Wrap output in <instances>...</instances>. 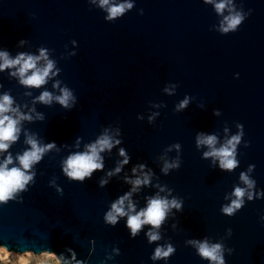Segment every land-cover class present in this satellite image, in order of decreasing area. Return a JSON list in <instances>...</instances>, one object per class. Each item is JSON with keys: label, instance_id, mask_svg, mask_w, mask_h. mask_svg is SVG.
Instances as JSON below:
<instances>
[{"label": "water", "instance_id": "1", "mask_svg": "<svg viewBox=\"0 0 264 264\" xmlns=\"http://www.w3.org/2000/svg\"><path fill=\"white\" fill-rule=\"evenodd\" d=\"M130 2L132 9L108 21L98 0H0V51L14 58L45 48L59 69L41 88L21 85L10 74L15 69L0 72V95L9 94L14 107L33 117L22 121L18 141L0 153V162L11 153L16 163L29 147L25 133L55 144L34 165L27 189L0 203V246L20 254L51 252L72 264H210L187 244L207 239L224 245L225 264H264V0H232L245 19L228 33L219 30L229 15L228 9L216 12L220 0ZM64 87L75 97L69 108L55 100L34 102L43 91L57 96ZM186 96L188 106L177 111ZM105 130L120 143L101 153L103 170L83 182L70 180L63 160ZM241 131L232 171L204 159L209 149L196 146L199 133L215 135L219 148ZM120 149L128 163L109 177L124 159ZM177 158L179 169L165 174V160ZM242 172L259 195L245 196L241 209L225 215L222 207L234 199V188L245 187ZM145 173L150 183L131 195L136 211L157 194L182 202L159 228L160 240L151 243V226L133 238L127 217L115 226L104 219L111 204L131 191L126 178ZM168 244L175 248L170 257L151 258Z\"/></svg>", "mask_w": 264, "mask_h": 264}, {"label": "clouds", "instance_id": "2", "mask_svg": "<svg viewBox=\"0 0 264 264\" xmlns=\"http://www.w3.org/2000/svg\"><path fill=\"white\" fill-rule=\"evenodd\" d=\"M92 3H96L97 0H91ZM206 3H213L214 0H205ZM99 7L106 10L108 21H112L117 17H121L126 11L133 8V3L130 0H124L122 3H112L111 0H98ZM232 5V0H220L219 3H215V9L218 14H223L226 9L229 11V15L224 16V19L220 25V31L222 33H228L230 31H236L238 26L241 25L245 16L242 12L236 11ZM24 42L21 41V44ZM75 44V41H73ZM75 55V53H72ZM41 61L43 63L41 64ZM5 69H15L10 74L13 77L19 79V83L27 88H41L48 80L57 75L59 69L56 68V62L49 59L48 50L41 48L39 55H32L28 53H20L14 58L10 57L7 51H0V72ZM54 88L59 87V81L54 85ZM174 88L175 86H171ZM165 92H170V88L166 87ZM55 100L64 108H69L70 104L75 103V97L70 89L67 87L60 89V95L54 96L48 91H43L34 102H40L43 104H51ZM190 102L189 97H185L177 106L176 110H182L188 106ZM13 98L5 93L0 95V153H7L8 149L18 141L22 131V121H31L33 117L30 114H26L20 111L18 106L14 107ZM218 114V113H216ZM38 119H42L41 114H37ZM150 120L152 117L149 118ZM238 128L242 126L237 125ZM242 131L233 135L230 139L220 146L216 147L217 137L215 135H205L199 133L196 137V146H206L209 150L203 153V158H212L213 163L218 160L221 170L232 171L238 166L239 161L236 159L237 145L242 138ZM120 141L114 139L113 136L105 133L100 135L95 142L85 145L84 151H76L67 156L62 162V171L65 176L70 180L83 182L85 179H90L94 172L97 170H103L104 160L101 153L111 151L112 148L119 144ZM25 144L29 147L25 149L21 154H17L14 158L11 153H8L2 162H0V203H5L16 197L17 194L27 189L30 182L33 181L35 172L33 171L34 165L40 163L46 153L55 148L54 143L42 144L34 135L25 133ZM78 146V145H77ZM247 146V145H246ZM178 151L180 145H173ZM171 150V149H169ZM120 156L124 157L122 161L118 163V166L107 175L110 177L114 174H118L123 165L128 163V157L124 149H120ZM180 160L177 158L174 161L165 160L162 171L168 174L171 169H179ZM12 165L11 167H9ZM143 165L139 168L143 169ZM254 166H249L248 171L251 172ZM137 171L133 168V173ZM150 173H145L142 177L138 176L135 179L126 178V182L132 185L130 192L120 196L111 204L110 210L105 214V222L115 226L119 218L127 217L126 226L130 230L131 236L134 238L145 225H149L150 230L146 233L149 243L160 240L159 228L164 223L169 212L172 209L177 211L181 210L182 202L176 198L169 200L166 197H162L157 194L154 197H150L147 200V206L145 208L136 211V206L131 200L133 192L139 190L140 186L148 185L150 183ZM240 180L245 187H235L230 204L222 207V212L225 215L232 216L237 210L241 209L244 205V198L247 196L248 200H252L254 193L252 190L255 187V181L249 177L247 173L242 172L240 174ZM108 181L106 179L100 180V186L104 187ZM59 191V189H57ZM164 191V189H161ZM127 202V204H126ZM231 230H229L230 232ZM187 244L194 247L198 255L209 261L210 264H225L224 259V245L222 243H210L207 239L189 240ZM6 249L0 246V251ZM229 252L232 250L229 249ZM175 252V248L168 244L166 246H158L155 249L153 260L166 259ZM9 256L13 254L8 252ZM48 258L51 259L54 264H72V261L65 259L62 255L57 256L55 253L44 252L39 256L31 252L18 254L15 256L19 262L25 260L27 264H31L32 258ZM3 259V258H0ZM73 260L75 256L73 255ZM79 264V262H78Z\"/></svg>", "mask_w": 264, "mask_h": 264}, {"label": "bare ground", "instance_id": "3", "mask_svg": "<svg viewBox=\"0 0 264 264\" xmlns=\"http://www.w3.org/2000/svg\"><path fill=\"white\" fill-rule=\"evenodd\" d=\"M8 252L9 251H7V250L0 251V258H3V259H0V264H19V262L16 260L15 256L20 254V253L16 254L14 252H10L13 255L9 256ZM25 253H27V252H25ZM31 264H36V263L34 261H32Z\"/></svg>", "mask_w": 264, "mask_h": 264}, {"label": "rangeland", "instance_id": "4", "mask_svg": "<svg viewBox=\"0 0 264 264\" xmlns=\"http://www.w3.org/2000/svg\"><path fill=\"white\" fill-rule=\"evenodd\" d=\"M16 254H18V253H16ZM36 256H39V255H36ZM32 261H34L36 264H54V262L48 258H36V257H34V258H32Z\"/></svg>", "mask_w": 264, "mask_h": 264}, {"label": "snow or ice", "instance_id": "5", "mask_svg": "<svg viewBox=\"0 0 264 264\" xmlns=\"http://www.w3.org/2000/svg\"><path fill=\"white\" fill-rule=\"evenodd\" d=\"M20 264H27V262L25 260H21Z\"/></svg>", "mask_w": 264, "mask_h": 264}]
</instances>
